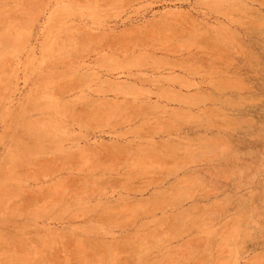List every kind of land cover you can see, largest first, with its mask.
Wrapping results in <instances>:
<instances>
[{
	"label": "rangeland",
	"instance_id": "rangeland-1",
	"mask_svg": "<svg viewBox=\"0 0 264 264\" xmlns=\"http://www.w3.org/2000/svg\"><path fill=\"white\" fill-rule=\"evenodd\" d=\"M0 264H264V0H0Z\"/></svg>",
	"mask_w": 264,
	"mask_h": 264
}]
</instances>
